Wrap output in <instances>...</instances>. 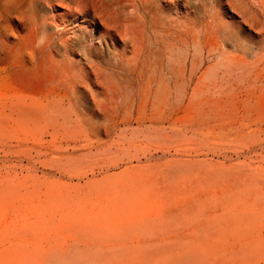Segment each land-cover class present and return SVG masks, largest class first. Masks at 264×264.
Masks as SVG:
<instances>
[{
  "label": "rangeland",
  "instance_id": "rangeland-1",
  "mask_svg": "<svg viewBox=\"0 0 264 264\" xmlns=\"http://www.w3.org/2000/svg\"><path fill=\"white\" fill-rule=\"evenodd\" d=\"M0 223V264H264V0H0Z\"/></svg>",
  "mask_w": 264,
  "mask_h": 264
},
{
  "label": "bare ground",
  "instance_id": "bare-ground-1",
  "mask_svg": "<svg viewBox=\"0 0 264 264\" xmlns=\"http://www.w3.org/2000/svg\"><path fill=\"white\" fill-rule=\"evenodd\" d=\"M0 224H1V223H0ZM1 232H2V231H1ZM2 243H3V242H2ZM4 245H5V244H4ZM4 245H3V246H4Z\"/></svg>",
  "mask_w": 264,
  "mask_h": 264
}]
</instances>
